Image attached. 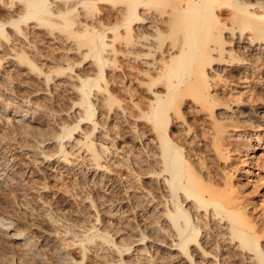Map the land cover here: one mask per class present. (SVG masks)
<instances>
[{"label": "bare ground", "instance_id": "6f19581e", "mask_svg": "<svg viewBox=\"0 0 264 264\" xmlns=\"http://www.w3.org/2000/svg\"><path fill=\"white\" fill-rule=\"evenodd\" d=\"M5 1L19 10L17 14L14 11L16 15L9 19L3 20L0 17V38L6 36L8 26L15 35L21 37L22 25L28 23L46 27L50 32L55 29L68 32L87 48L84 59L91 57L95 64V74L78 75L75 86L81 110L77 122L90 121L92 130L74 137L73 130L79 128L75 124L70 129L62 128L60 135L49 141L58 146L64 166L69 165V157L62 143L65 138L83 148L90 168L110 171L105 166L107 162L101 157L102 151L108 152L105 142L98 141L100 149L96 147L93 120L96 104L90 98L91 94L102 92L101 102L108 111L113 106H120V100L108 88L109 79L105 77L104 67L110 63L114 69L119 67L116 56L122 51L121 47L126 49L122 53L137 65L129 68H136L142 75L140 80L151 91L152 95L146 102L147 109L139 110V115H136L144 118L153 130V183L159 189L158 194L155 193L157 190L153 191L154 215L153 226H150L155 252L153 262H147L152 256L144 245L148 236L142 231H136L139 234L122 250L111 243L105 229L99 231L96 228L95 233L89 236L88 244L97 241L104 245L109 249L108 252L118 255L119 258H116L120 264H124L123 253L127 254L130 247L135 245H142L139 249L142 258L138 257V260L145 259L147 264H162L163 260L165 262L164 257L169 261L166 264H264V229L256 224V219L247 211L243 197L232 180V170L226 162L232 140L240 134L232 128L237 125L235 116L241 115L238 105L245 106V103L236 99L233 102L237 106L231 107L233 99L229 101L217 93L218 82L221 81L219 70V75L212 70L214 65L221 66L226 62L230 71L236 70L233 61L245 57L236 53L239 50L247 53L248 58L254 57L256 61L264 56V5L250 0ZM105 1L112 2L113 7L119 4L115 7L117 13L111 22H108L111 19L107 22L101 19L98 5ZM152 8L153 19L140 12L143 10L148 13ZM16 57L20 65L35 67L28 54ZM147 57L152 58L148 60ZM246 65L240 67L242 71L253 69L256 70L253 74L260 72L254 62ZM56 73H65L64 68H58ZM49 78L47 76L46 81ZM222 79L226 82L227 76ZM187 100H191L195 105L193 108L197 106V111L203 112L207 118L201 122L199 119H187ZM135 106L139 108L138 103ZM25 118L27 116L22 115L19 124ZM20 127L21 134L29 136L25 127ZM263 135V129L257 128L252 139L243 140V155L251 152ZM46 157L42 158L45 160ZM2 158L0 155V162ZM244 160H240L243 165ZM1 172L0 185L3 179ZM143 193L136 198L140 199ZM13 224L10 219L0 218V235L5 242L15 244V249L30 254L28 236L18 228L13 229ZM91 228H95L94 225ZM85 231L74 233L80 239L76 241L72 235L70 245L75 247L78 242L81 244L80 240L86 237ZM80 250L84 255L83 250ZM56 256L60 258L61 264H83L81 260L78 262L70 256L62 257L64 255L59 253Z\"/></svg>", "mask_w": 264, "mask_h": 264}, {"label": "rangeland", "instance_id": "374dc122", "mask_svg": "<svg viewBox=\"0 0 264 264\" xmlns=\"http://www.w3.org/2000/svg\"><path fill=\"white\" fill-rule=\"evenodd\" d=\"M4 1L0 0V17L6 20L15 16L19 9ZM250 1L264 5V0ZM98 6L101 19L105 22L111 19L108 20L111 22L117 13L112 2L105 1ZM140 12L153 19V8L148 13ZM27 25H22L21 37L8 26L6 36L0 38V155L3 157L0 162L3 178L0 185V218L12 220L13 229L25 232L31 250L28 254L15 249V244L5 242L0 235V264H61L57 253L78 262L81 260L83 264H120L117 262L118 255L108 252L104 245L97 241L88 244V238L96 228L99 231L107 230L111 243L121 250L132 242L134 236L144 232L148 236L144 245L152 256L147 262H153L155 252L150 226H153L154 215L153 191L157 190L156 194L159 191L157 184L153 183V130L144 118L136 115L139 110L147 109L146 102L152 95L150 89L140 80L142 75L136 68H129L137 65L122 53L126 49L121 47L122 51L116 56L119 67L114 69L112 63L104 67L105 77L109 79L108 88L120 100V106H113L108 111L101 102L102 92L91 94L90 98L96 104L93 117L96 147L100 149V143L105 142L108 152L102 151L101 157L110 171L90 168L83 148L65 138L62 143L69 157V165L64 166L62 153L58 152L57 145L50 143L51 138L60 135L62 128L70 129L75 124L79 128L73 130L74 137L92 130L90 121L77 122L81 110L75 86L78 75L95 74V64L91 57L84 59L87 48L80 45L76 36L57 29L50 32L46 27L33 23ZM236 53L248 59L244 57L233 61L238 71H230L227 62L212 68L214 73L221 76L217 93L229 101L233 99L230 102L233 108L237 106L233 102L236 99L243 100L246 106L238 105L241 115L235 116V123L239 125L232 128L240 134L233 138L235 140H232V147L227 152L226 162L247 211L264 229V135L251 152L243 155L242 151L243 140L252 139L257 128L264 131V56L256 61L241 50ZM20 54H28L35 67L20 65L16 57ZM151 58L147 57L148 60ZM250 62L259 66L258 74H253L256 70L246 72L240 68L246 64L249 66ZM61 67L65 73L57 74L56 70ZM47 76L50 77L48 82ZM223 76H227L226 82ZM187 104V119H199L201 122L207 118L203 112L197 111V106L193 108L195 105L191 100H187ZM247 106L250 110L246 109ZM24 114L27 118L19 124V118ZM21 125L29 136L21 134ZM44 156L45 160L42 158ZM243 158L246 166L240 161ZM7 176L9 179H6ZM140 193L144 196L137 199ZM93 225L95 228H91ZM80 231H85L86 236L80 240L82 243H77L79 247L77 244L75 247L70 245L72 237L81 234ZM74 237L76 241L80 239ZM137 246H131L128 255L123 253L124 264L140 263L138 257L142 258L139 252L142 245ZM163 259L169 262L166 257ZM140 261H143L140 264H147L145 259Z\"/></svg>", "mask_w": 264, "mask_h": 264}]
</instances>
